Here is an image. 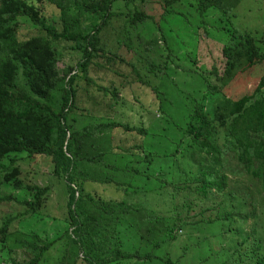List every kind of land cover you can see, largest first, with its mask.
I'll list each match as a JSON object with an SVG mask.
<instances>
[{"label":"trees","instance_id":"16d2710c","mask_svg":"<svg viewBox=\"0 0 264 264\" xmlns=\"http://www.w3.org/2000/svg\"><path fill=\"white\" fill-rule=\"evenodd\" d=\"M45 1L60 12V32L28 0H0V169H10L0 175L1 184L31 190L34 198L31 203L22 202L27 207L24 212L0 221V244L5 246L11 223L33 216L46 193L45 188L25 186L17 179L14 162L18 154L50 158L53 173L64 178L72 230L65 229L40 246L30 236L33 240L23 250L30 257L12 258L10 264H43L48 248L64 237L68 242L63 264H76L78 250L85 264H120L128 259L137 264H187V255L197 264H264V73L250 94L236 101L223 97L211 106L205 104L206 96L227 86L238 72L264 61L256 43L262 38L264 44V30L229 34L221 60L210 72L220 84L207 82L205 97L192 100L182 121L181 161L170 166L144 148L146 128L112 119L111 104L103 115L75 113L77 79L89 81L88 67L101 50V27L116 8L122 11L115 16L125 11L129 25L143 23L150 17L135 4L144 0ZM154 1L162 9L156 25L160 39L158 45L150 39L147 50L158 60L143 59L142 64L157 78L165 68V72L176 71L172 64L179 60V50L168 49L166 33L177 29L186 1L201 18L214 13L212 10L227 13L239 3ZM22 20L44 33L19 39L17 28ZM122 32L124 48L137 53L127 30ZM57 40L72 41L80 52L74 70L57 67L59 58L52 44ZM137 48L139 62L140 55L148 56V52ZM152 90L155 93L156 86ZM112 96L116 97L114 92ZM115 129L134 133L138 142L115 147L111 136ZM254 179L259 197L249 188ZM87 182L113 185L122 197L97 199L83 187ZM8 199L0 197V202ZM257 208L263 217L258 225ZM179 237L187 238L179 255L172 249L155 254L162 243Z\"/></svg>","mask_w":264,"mask_h":264},{"label":"rangeland","instance_id":"374dc122","mask_svg":"<svg viewBox=\"0 0 264 264\" xmlns=\"http://www.w3.org/2000/svg\"><path fill=\"white\" fill-rule=\"evenodd\" d=\"M28 1L37 7L45 21L52 24L58 32L61 31L60 12L54 5L45 0ZM185 3L187 6L185 5L183 13L181 12L179 16L181 21L178 22L177 29L173 33H166L168 49L179 50V60L174 59L172 64L176 67V71L165 72V68L163 74H158L157 78L149 74L147 66L142 64L143 59L158 60H155L154 54H151L152 50H147V44L150 39H155L157 45L159 43L160 33L156 30V25L162 13L158 2L144 0L138 1L135 6L150 18L144 19L143 23H136L135 26L127 23L125 11L121 16H115L122 11L119 8L115 9V14L98 33L101 50L88 67L86 78L89 81L77 79L76 114L88 111L94 115H103L111 104L109 115L112 119L146 128L148 134L142 139L144 148L154 151L161 157L162 162L170 166L175 161H181L180 155L183 154L184 149L182 121L192 106V100L201 101L205 97L207 82L213 85L220 84L210 72L214 65L219 64L222 45L229 39V34L231 32L259 34L264 30V0H239L237 7L227 13L212 10L214 13L203 18L189 6L188 1ZM88 23L86 22L85 25ZM125 30L137 53L129 52L124 48L122 31ZM43 33L25 20L18 23L19 39H27ZM256 43L260 53H264L263 39H257ZM52 44L59 58L57 67L74 70L81 60L80 52L75 48L74 43L70 40H57ZM137 45L140 46L139 50L148 52V56L140 55L142 59L139 62ZM172 56L174 57L175 54ZM263 73L264 61L246 72H238L231 83L217 93H212V97L206 96L205 104L211 106L223 97L236 101L243 95L250 94L258 85ZM153 86H156L155 93L152 90ZM112 92L115 93V98ZM262 94L264 95V87ZM111 136L114 146L119 149L124 145L131 146L138 142V137L134 136V133L128 134L122 129L113 130ZM18 156L15 157L14 162V166L18 169L17 179L25 186L45 188L46 193L42 197L41 207L33 216L26 215L21 221L15 220L9 226L6 244L5 246L0 244V264H10L12 258L19 261L29 258L28 253H24L23 250L26 248L25 244L33 240L30 236L38 239L37 245L40 246L44 241L53 240L63 230H72L69 228L68 192L64 178L53 173L50 158L39 155L29 158L26 154H18ZM2 164L7 166V161L3 160ZM10 167L12 168V165ZM9 171L10 169H0V175ZM257 185L258 181L255 179L249 185L255 197H259ZM83 187L102 201L120 200L122 197L121 191H117L113 185L103 186L87 182L83 183ZM3 196L9 199L0 202V221L10 215L17 216L24 212L27 207L22 204L23 201L28 203L34 201L33 191L1 184L0 177V197ZM256 214L255 223L258 225L263 219L260 208L256 209ZM178 235L182 233L179 232ZM66 241L68 242V239L64 237L49 247L44 254L43 264H63L61 257L64 255ZM185 242H187L186 237H179L172 242L162 243L155 254L164 255L172 249L179 255ZM75 256L76 264H85L79 250ZM185 263L197 264L188 255ZM120 264L137 263L128 259L122 260Z\"/></svg>","mask_w":264,"mask_h":264}]
</instances>
